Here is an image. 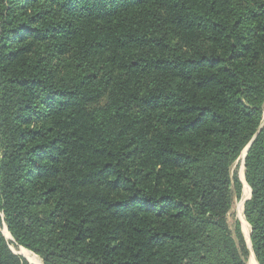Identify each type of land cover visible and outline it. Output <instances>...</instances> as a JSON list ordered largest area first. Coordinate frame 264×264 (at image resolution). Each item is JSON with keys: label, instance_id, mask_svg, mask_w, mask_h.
<instances>
[{"label": "trees", "instance_id": "trees-1", "mask_svg": "<svg viewBox=\"0 0 264 264\" xmlns=\"http://www.w3.org/2000/svg\"><path fill=\"white\" fill-rule=\"evenodd\" d=\"M263 107L264 0H0L2 222L42 264H246L247 188L264 264Z\"/></svg>", "mask_w": 264, "mask_h": 264}, {"label": "rangeland", "instance_id": "rangeland-1", "mask_svg": "<svg viewBox=\"0 0 264 264\" xmlns=\"http://www.w3.org/2000/svg\"><path fill=\"white\" fill-rule=\"evenodd\" d=\"M262 120H263L262 121V125H263L264 124V107H263V119ZM246 148H245L244 153H243L244 155L246 153ZM243 154H242V158L239 159L238 161H236V163L234 165V169H237L238 173H240L241 175H242V171H243V166H242V161H243V158H244ZM248 194H249L248 189L245 188L242 199L240 201L235 202L234 205H233L231 213H230V215L228 217V224L230 226H232L233 219L236 218V217L239 218V220L241 222L242 233H243V236L245 238L246 245L248 247V257L246 259V264H253L252 259H251L253 257V254L251 252L250 242H249V226L244 221L243 216H242L243 202L248 197ZM0 231H1L2 235L5 237V239L9 242V247L14 253L19 254V255L27 258L29 261L31 260V263L36 264L35 261H33L32 259L28 258L29 257L28 255L26 256V253L24 254V252H22V250L19 249V248H22V247H19L16 244L13 243L12 238L10 237L9 233L7 232L6 226L2 222V216H0ZM29 254H31V253L29 252ZM35 257L38 258L37 256H35ZM38 260H40V259L38 258ZM253 260L255 262L254 264H257V262L255 261L254 257H253Z\"/></svg>", "mask_w": 264, "mask_h": 264}, {"label": "bare ground", "instance_id": "bare-ground-1", "mask_svg": "<svg viewBox=\"0 0 264 264\" xmlns=\"http://www.w3.org/2000/svg\"><path fill=\"white\" fill-rule=\"evenodd\" d=\"M19 249L22 250V252H24V254L26 253V256L28 255V256H29L28 258H30V259H32L33 261H35L36 264H42V263L40 262V260H38V258H36L34 255H32V253L29 254V252H28L27 250L23 249V248H19ZM25 259H26V258H25ZM251 259H252V262H253V264H254L255 262H254V260H253V257H252ZM30 262H31V260H30Z\"/></svg>", "mask_w": 264, "mask_h": 264}, {"label": "water", "instance_id": "water-1", "mask_svg": "<svg viewBox=\"0 0 264 264\" xmlns=\"http://www.w3.org/2000/svg\"><path fill=\"white\" fill-rule=\"evenodd\" d=\"M253 141V140H252ZM252 141L249 143V145L247 146V148H246V152H247V150H248V148L250 147V145H251V143H252ZM248 198H249V195H248V197L244 200V202L245 201H247L248 200ZM243 202V203H244ZM250 242V241H249ZM17 255H19V254H17ZM21 256V255H20ZM22 257V256H21ZM24 258V257H23ZM25 259V258H24Z\"/></svg>", "mask_w": 264, "mask_h": 264}]
</instances>
